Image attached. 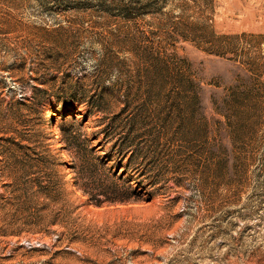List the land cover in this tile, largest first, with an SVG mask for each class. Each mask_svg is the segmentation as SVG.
Segmentation results:
<instances>
[{
	"label": "rangeland",
	"instance_id": "1",
	"mask_svg": "<svg viewBox=\"0 0 264 264\" xmlns=\"http://www.w3.org/2000/svg\"><path fill=\"white\" fill-rule=\"evenodd\" d=\"M138 77L134 134L95 135L89 97L105 89L109 122ZM35 87L85 96L84 136L131 200L75 184L54 99L6 110ZM0 111L31 149L0 155V264H264V0H0Z\"/></svg>",
	"mask_w": 264,
	"mask_h": 264
},
{
	"label": "trees",
	"instance_id": "2",
	"mask_svg": "<svg viewBox=\"0 0 264 264\" xmlns=\"http://www.w3.org/2000/svg\"><path fill=\"white\" fill-rule=\"evenodd\" d=\"M142 83V77L129 80L128 84H131L130 89L132 90L133 86L136 85L137 91L139 92L132 93L131 95L130 89L127 90V105L118 114L113 115L109 122L106 121L105 117V113L108 112L105 89L100 88L99 91L89 97V111L84 116L89 117L95 113L104 114L102 118H98L96 121L98 126H103V129L97 131L95 135H100V133H102L106 140H109L111 133L108 131L116 125L127 129L128 137L134 134L136 125L143 118L144 110L142 107L144 105V97L140 92L142 88L141 85L143 86ZM42 84L45 85L46 82ZM79 97L83 98L85 96L80 95L78 92H69L66 88H60L58 91L54 92L47 87H35L33 95L30 97V103L16 101L10 103L6 110H10L19 105H25L31 113H38L44 118L43 115L46 104L51 98L54 99L55 103L60 105L61 113L59 121H57L56 117H52L51 122L54 125L56 124L57 134L59 135L62 148L66 151L67 156L74 161V163H71V169L75 184L89 197V200L97 205L129 201L135 193L134 190L130 189V183L128 181L129 185H126V182L124 184L120 183L116 173L111 172L107 167V161L97 155L95 147L90 143L91 139L84 136V120L79 121L76 117V112L79 109L76 103L82 102ZM130 107H132V110ZM124 114L126 115L125 118L121 119L120 117ZM0 116H2L0 121H3L5 118L2 111H0ZM23 122L25 126H31L32 120L28 118ZM30 135L32 136V134ZM121 138L124 141L123 145H126L124 137ZM23 139L27 140L30 138H28V135L24 134V132L16 128L5 127V125L1 126L0 155L6 156L7 158H15L23 153V156L20 157L30 159L31 156H29L28 152L31 151V149L22 145L21 142ZM49 145L52 146L53 143H49ZM125 150H127V148H125ZM54 151L55 149H52V147L45 150L52 160L59 162V156L55 155L54 157L51 154V152ZM39 155H41V157H39L40 161H50L48 157L42 154ZM17 162L19 163V161ZM62 178L63 183L66 184L64 174H62ZM43 188L50 192L56 190L51 177H49Z\"/></svg>",
	"mask_w": 264,
	"mask_h": 264
},
{
	"label": "bare ground",
	"instance_id": "3",
	"mask_svg": "<svg viewBox=\"0 0 264 264\" xmlns=\"http://www.w3.org/2000/svg\"><path fill=\"white\" fill-rule=\"evenodd\" d=\"M47 115H48V117H50V114H49V113H47ZM57 144H58V145H60V143H59V142H58Z\"/></svg>",
	"mask_w": 264,
	"mask_h": 264
}]
</instances>
